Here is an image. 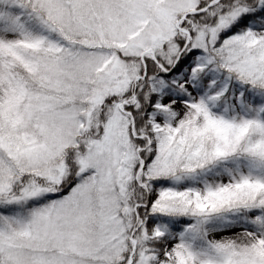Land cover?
I'll return each mask as SVG.
<instances>
[{
	"label": "snow or ice",
	"instance_id": "obj_1",
	"mask_svg": "<svg viewBox=\"0 0 264 264\" xmlns=\"http://www.w3.org/2000/svg\"><path fill=\"white\" fill-rule=\"evenodd\" d=\"M0 264H264V0H0Z\"/></svg>",
	"mask_w": 264,
	"mask_h": 264
}]
</instances>
